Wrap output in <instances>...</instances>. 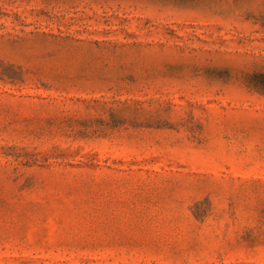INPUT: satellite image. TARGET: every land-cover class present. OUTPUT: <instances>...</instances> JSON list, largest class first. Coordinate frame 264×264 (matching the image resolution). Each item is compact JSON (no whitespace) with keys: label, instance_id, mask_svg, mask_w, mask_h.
Segmentation results:
<instances>
[{"label":"rangeland","instance_id":"1","mask_svg":"<svg viewBox=\"0 0 264 264\" xmlns=\"http://www.w3.org/2000/svg\"><path fill=\"white\" fill-rule=\"evenodd\" d=\"M0 264H264V0H0Z\"/></svg>","mask_w":264,"mask_h":264}]
</instances>
